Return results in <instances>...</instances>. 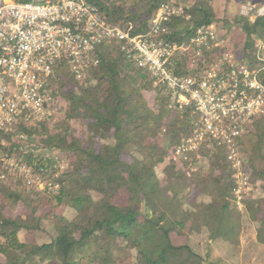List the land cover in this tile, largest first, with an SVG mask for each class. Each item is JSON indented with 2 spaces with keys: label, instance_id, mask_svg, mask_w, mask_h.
I'll return each instance as SVG.
<instances>
[{
  "label": "trees",
  "instance_id": "1",
  "mask_svg": "<svg viewBox=\"0 0 264 264\" xmlns=\"http://www.w3.org/2000/svg\"><path fill=\"white\" fill-rule=\"evenodd\" d=\"M86 1L107 24L131 25L133 33L150 36L151 19L169 0ZM176 4L183 13L169 17L157 38L186 43L195 29L213 23L226 39L218 52L175 54L178 74L196 75L227 51L251 60L252 36H264V16L250 21L237 12L219 18L214 0ZM127 49L125 41H103L80 79L66 57L57 59L45 86L50 114L0 133V155L22 158L34 173L58 185L54 193H44L0 163V264H216L189 242L176 244L173 236L204 235L208 243L238 244L243 215L226 148L207 138L187 161L172 158L197 127L198 115L172 104ZM150 92L151 104L144 96ZM160 137L168 138V146ZM237 147L249 182L259 185L260 197L244 208L257 223L255 239L264 244V116L251 119ZM166 160L157 176L154 167ZM20 203L27 216L5 215ZM62 205L72 210L70 217L54 213ZM46 207L51 211L38 212ZM49 214L55 217L49 242L19 239V232L38 230Z\"/></svg>",
  "mask_w": 264,
  "mask_h": 264
},
{
  "label": "built area",
  "instance_id": "2",
  "mask_svg": "<svg viewBox=\"0 0 264 264\" xmlns=\"http://www.w3.org/2000/svg\"><path fill=\"white\" fill-rule=\"evenodd\" d=\"M235 2L238 13L250 21L264 16V0ZM182 13L183 6L173 0L161 4L147 36L133 33L131 25L121 29L107 24L86 0H0V133L17 123L33 125L50 114L45 86L57 59L66 57L70 71L80 79L97 45L125 41L136 65L156 78L170 102L178 109L191 107L198 115L197 127L181 140L172 158L187 161L207 138L223 145L240 208L253 185L242 166L237 138L252 118L264 116V36H252L251 60L227 51L196 75H181L173 69L175 54L192 51L200 56L226 46L213 23L195 29L186 43L170 44L157 38L165 32L168 18ZM0 163L39 191L51 194L58 189L16 155L1 154Z\"/></svg>",
  "mask_w": 264,
  "mask_h": 264
},
{
  "label": "rangeland",
  "instance_id": "3",
  "mask_svg": "<svg viewBox=\"0 0 264 264\" xmlns=\"http://www.w3.org/2000/svg\"><path fill=\"white\" fill-rule=\"evenodd\" d=\"M174 2L184 3L185 0H173ZM227 0H214V7L216 10V15L221 17L230 18L235 15L238 11V4L236 0L231 2H226ZM145 98L151 104L153 101L154 93H144ZM74 126H78L75 124ZM160 143L166 147L169 144L167 137H160ZM47 156L55 157L54 152H47ZM167 164V160L163 163H159L154 167V171L157 176H162V170ZM63 166V164H61ZM244 168V167H243ZM245 170V168H244ZM252 191L249 195H245L248 198L241 199V207L238 208L243 215V227L238 236L237 245H226V244H216L214 242L208 243L204 235L201 238L190 236L189 239L186 238H176L173 236V240L176 244L189 242L192 248L200 255L206 257L208 260L214 261L216 264H264V244L259 243L255 239V232L257 223L251 221L250 213L245 211L246 204L253 200L254 198L260 197L259 185L252 183ZM245 199V200H244ZM249 199V200H248ZM56 215H64L70 217L72 215V210L66 206H59L54 209ZM50 212V207L39 209L41 212ZM264 211V210H263ZM29 211L21 203L14 208H8L5 210V215L8 216H27ZM55 222V217L51 214L47 216L40 223V228L34 232L23 233L19 232V239H23L27 242H36L37 244L47 243L54 237L53 225Z\"/></svg>",
  "mask_w": 264,
  "mask_h": 264
}]
</instances>
